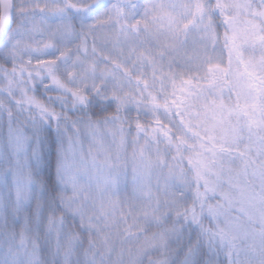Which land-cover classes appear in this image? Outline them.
Masks as SVG:
<instances>
[{
  "label": "snow or ice",
  "instance_id": "6c2138e0",
  "mask_svg": "<svg viewBox=\"0 0 264 264\" xmlns=\"http://www.w3.org/2000/svg\"><path fill=\"white\" fill-rule=\"evenodd\" d=\"M0 264H264V0H0Z\"/></svg>",
  "mask_w": 264,
  "mask_h": 264
}]
</instances>
